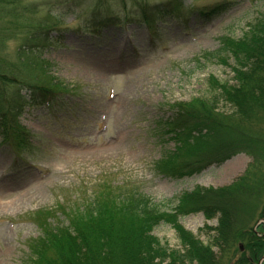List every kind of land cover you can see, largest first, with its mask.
<instances>
[{
	"label": "rangeland",
	"instance_id": "rangeland-1",
	"mask_svg": "<svg viewBox=\"0 0 264 264\" xmlns=\"http://www.w3.org/2000/svg\"><path fill=\"white\" fill-rule=\"evenodd\" d=\"M29 1L43 5L42 14L50 11L57 17V22L62 20L71 31L84 26L86 5L75 4L81 0ZM217 1L225 0H187L195 6ZM52 2L59 4L52 6ZM68 9H74L76 14L67 12ZM112 14L123 18L124 12L118 8ZM262 22L264 0H239L212 24L190 25L185 31L179 26H167L164 43L149 42L144 29L132 26L97 43L94 39H79L73 32H66L64 46L45 51L43 58L52 63L51 73L74 89L63 97L54 111L42 108L23 110L20 121L30 129L34 145L38 147L37 154L29 159L28 164L14 167V156L6 149H0V181L6 189L4 195H0V264H20L24 259L26 241L38 234L26 218L29 213L55 207L62 202V197L72 200L75 196L80 202L83 200L81 194L91 193L105 175L121 182L132 180L154 203L163 204L165 210L176 207L181 215L185 213V216H174L175 224H169L171 226H154L153 219L144 227L135 216L127 214L123 219L117 215L125 212L110 209L111 215L99 221L109 225L104 226L110 228L108 236L111 238L122 242L128 239L135 244L136 233L145 229L160 245L167 246L170 255L182 251L185 257L195 258L198 264H206L207 255L200 260L197 248L214 247L217 242L221 248L216 245L211 254L218 258V264H234L241 259L243 252L247 255L246 235L257 228L256 233L264 231L261 226L264 196L254 198L253 191L251 199L238 195L240 203L248 205V210L242 214L235 212L239 216L236 223L246 222L248 226L236 241L230 238V234L223 233L230 232V229L221 223L223 216L215 215V210L228 203V196H223L220 191L243 182L245 177L250 186L254 181L257 188L264 182V174L256 176L257 166L264 169V141L253 133L258 130L264 134V112L256 113L263 115L256 124L254 119L258 116L251 112L253 107H246L244 103L248 102L250 94L239 88L246 83L243 74L248 66L243 65L250 59L247 56H252L246 48L243 49L244 40L254 39L248 31ZM221 37H229L225 40L238 52L244 50L243 56L239 58L238 52L235 54L226 47L227 53L219 52L220 62L203 57V54L219 51ZM13 40L10 38L4 49L5 56L11 60H15L16 52ZM1 51L0 45V57ZM213 107L222 121L218 134H214V129L203 133L204 137L197 140V144L189 146L188 143V156L198 144L203 147L194 152V158L201 154L211 159L231 154L220 150L214 138L241 142V149L234 151L238 152L237 156L219 167L214 165L198 175L177 181L154 176L151 165L159 158L150 132L154 120L164 119L175 110L184 109L185 113L196 116L203 113V109L210 111ZM188 156L181 153L176 165H181ZM197 191L201 201L193 199ZM13 200L21 203L20 206L6 210L4 202ZM254 201H258L256 207ZM200 203L210 209L201 212ZM233 204L225 208L229 218L230 213L234 214L230 209H243ZM90 222H83L89 223H82L83 227L89 230ZM69 241L47 243L40 251L50 257L80 247L81 252H89L94 262L129 264L114 253L108 260L101 257V254L109 257V254L92 250L96 246H93L92 239L83 236L76 244ZM222 243L227 247L219 254ZM239 247H243V254ZM39 259L40 253L37 261ZM163 259L161 264H180L174 256Z\"/></svg>",
	"mask_w": 264,
	"mask_h": 264
},
{
	"label": "trees",
	"instance_id": "trees-1",
	"mask_svg": "<svg viewBox=\"0 0 264 264\" xmlns=\"http://www.w3.org/2000/svg\"><path fill=\"white\" fill-rule=\"evenodd\" d=\"M4 31L0 29V37L3 35ZM251 33L253 34L254 39L256 42H254V39H250L252 37H249L244 40V48L247 49L248 53H252V56H247L250 59L248 60L247 64H244L243 67L248 66L246 68V71L243 74V79L246 82L244 85H242L241 80V85L242 87L241 90L243 89L248 90V94H250V97L248 98V102H244L246 107L252 106L253 111L256 113L264 112V22L260 24H256L255 27L251 29ZM228 42H225V48L224 52L227 53V49L231 50L233 53L237 54L238 50L234 48V45L231 43L228 44ZM236 47L238 45L235 44ZM240 46V45H239ZM239 58L243 56L244 50H239L238 52ZM220 59V56H219ZM20 64L22 66V70L25 71H20L18 72L17 76H13L19 83L25 81V75L26 73H29L30 75L33 76V78H39L41 75L38 73L39 66L33 61V57L31 55H24V58H20ZM222 62V60H221ZM246 63V62H245ZM40 79H43L40 77ZM13 83V81H12ZM244 86V87H243ZM252 86V89L250 87ZM262 88V89H260ZM20 101V97H15L12 96L11 94H8L5 91H0V128L4 129L6 132L10 131L14 133L17 130V125L14 122V117H15V111L17 104ZM239 102V101H238ZM203 103H205L203 101ZM236 103V102H235ZM237 104V103H236ZM212 110L210 111H205L203 109V113H199L196 116L194 115H189V113H185L184 109L179 111L178 115V120L175 121L173 124L168 123L166 125L167 130H172V134L176 136L177 141L179 142V148H178V154L174 158H169L167 157L166 160H164L162 166L166 167L168 171H171L172 173H177L178 168L176 165V159L182 154L188 156V152H190L187 149L188 143L189 146L192 144H197V140L200 138H203L204 136L203 133H210L214 131L215 129V135L218 134L217 129L220 126V123L222 124V121H220L219 116L220 114L217 112L216 108H211ZM190 112H194L193 110H190ZM194 116V117H193ZM256 116H258L256 114ZM263 115L258 116L254 120L256 121V124L260 123V120H262ZM201 117V119H200ZM221 117V116H220ZM205 119V120H204ZM233 119V118H232ZM253 120V118H251ZM241 122V121H240ZM233 124V123H232ZM231 126V125H230ZM254 129V128H253ZM10 130V131H9ZM254 131H256L254 129ZM17 132V131H16ZM256 134L257 137H260V140L264 141V134H261L258 130L256 132H253ZM5 135V134H4ZM9 134H7L8 136ZM6 137V136H5ZM215 139V142L217 143V146L220 150H224L226 152H232L235 153L234 151H237L238 149H241V142L237 143L236 141H226L224 139ZM204 144V143H203ZM203 146L201 145H196L195 146V151L185 159V161L181 164V167H187L188 164H191L193 162H189L191 160H200L199 163L202 165H205L208 163L210 160H204L205 156L204 154H201L199 156H196L194 158V152L199 150V148H202ZM206 149V147H204ZM187 162V163H186ZM186 163V164H185ZM257 173L256 176H260L261 174H264V169L260 167H256ZM172 173H170L171 176H174ZM181 174V171H180ZM179 175V174H175ZM243 182H238L235 183L231 186H229L226 190L220 191L222 192L223 196H228V199L226 201L228 202L224 208H220L215 210V215L223 216L221 223L224 226H228L230 229V232H223L225 234H230V238H233V241H236V238H239L240 235L246 230V225L247 223H236L237 218L239 216H236V213H245L246 210H248V205L246 206L245 203H240V200L238 199V195H246V197L250 198V193L253 191L255 196L254 198L259 199V195L264 196V182L263 185L260 187L255 186V182L253 181L252 186H250L247 181L246 177L242 179ZM196 200L201 201V197L198 195V191L194 193ZM191 194V195H194ZM251 199V198H250ZM197 201V203L199 202ZM233 202H235L233 204ZM256 202L254 201V206L256 207ZM231 204L233 205H239L243 209H230V211L234 212V214L230 213V218L227 217V209ZM201 212L204 213V210H209L210 207H206L204 204H201ZM147 206V203L142 202L139 203L137 201H132L130 205H125L123 207L118 208L116 205L111 204L107 206H98L94 205L89 208H94L93 212H90L87 216H84L81 219H77V222H74L73 224L71 223V228L69 227L68 229L52 233L51 235H48L46 238V241L44 244H41L40 249L43 245L47 243H52L57 240H64L68 241L71 243L76 244V241L79 240L80 237H86V239H92V244L93 246L96 244L95 248L92 247V250H103L104 253L109 254V257L106 255H102L101 257L105 259H109L111 257V254H117L118 257L121 256V261L122 262H129V264H161L167 257L174 256L178 260L180 264H198L197 260L193 257L188 256L185 257L184 253L177 252L175 255H170V250L167 248V246H162L160 243H158L152 236H150V232L147 230H141L140 232L138 231L136 233V245L133 244V242H130L128 239L125 240V242H122L118 239L111 238V236H108V230L110 228H106L104 225H108L106 223H100L99 220H102L104 217H108L111 215L110 209H113V211L116 209L119 212L123 211L125 212L124 215L118 214L117 216L126 217L125 215L131 214L136 217V219H140L142 221V226L146 227V223H151L154 219V226L157 225L161 220H165L168 222V224H175L174 223V216H177V214L181 215L180 210L175 209L176 214L174 215H162V212L156 207H153L151 209H145ZM145 209V210H144ZM248 212V211H247ZM262 214V213H261ZM185 215V213L183 214ZM236 216V217H235ZM142 219V220H141ZM147 220V222L144 221ZM236 219V221H234ZM76 221V220H75ZM90 222V228L89 230L85 229L83 226L89 223H83V222ZM92 221L94 223H92ZM99 221V222H98ZM84 225H83V224ZM93 224L94 226H92ZM109 226V225H108ZM83 227V229H82ZM106 229V230H105ZM259 230V229H258ZM261 232V233H259ZM258 234L255 232L249 231L248 235H246L247 242H248V247H247V255H245V252H240L243 254L240 260L235 262L234 264H258L259 260L264 256V231L260 230ZM89 234V235H88ZM260 239V240H259ZM90 240L88 241V243ZM235 243V242H234ZM130 244V245H129ZM218 245V242L216 243ZM216 245L214 247H207V246H199L197 248L200 260L206 257V261L204 263L206 264H218L217 260L218 258L212 256V248H216ZM223 248L219 250V254H222L225 252L223 249L226 246L225 243H222ZM71 247V246H70ZM135 247V250H134ZM218 248H221L220 245L217 246ZM70 251L69 254H67ZM69 251H64L63 253L60 252L56 254V256H48L44 254L43 252L40 251V259L36 261L34 264H50L55 262L54 264H70L73 262H80L81 264H109V261L104 262V260H100L97 262L92 261L93 257H90V254L88 251L86 252H81L80 247H73V249H69ZM244 251V250H243ZM132 252V253H131ZM85 254V255H84ZM131 254H133L131 256ZM246 256V257H244ZM248 256V257H247ZM81 257L80 260H78ZM78 258V259H76ZM68 262V263H67ZM177 262V261H176ZM222 264V263H221ZM264 264V262H263Z\"/></svg>",
	"mask_w": 264,
	"mask_h": 264
},
{
	"label": "bare ground",
	"instance_id": "bare-ground-1",
	"mask_svg": "<svg viewBox=\"0 0 264 264\" xmlns=\"http://www.w3.org/2000/svg\"><path fill=\"white\" fill-rule=\"evenodd\" d=\"M20 204L21 203L17 204V200L4 202L6 210L11 209L10 207H15L16 208V207L20 206Z\"/></svg>",
	"mask_w": 264,
	"mask_h": 264
}]
</instances>
